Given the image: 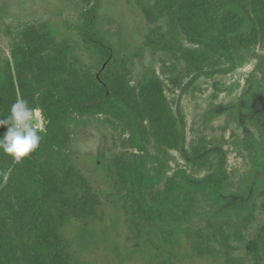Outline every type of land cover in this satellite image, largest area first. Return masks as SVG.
<instances>
[{
    "label": "trees",
    "instance_id": "16d2710c",
    "mask_svg": "<svg viewBox=\"0 0 264 264\" xmlns=\"http://www.w3.org/2000/svg\"><path fill=\"white\" fill-rule=\"evenodd\" d=\"M135 1L145 22L164 18L174 34L195 46L182 53L195 77L233 71L245 63V51L264 41V0H154L151 6ZM83 2L88 7L87 0ZM86 16L81 39L96 56L98 75L73 66L68 42L58 40L46 24L23 32L22 43L12 50V63L0 69V116L9 115L11 105L22 98L42 109L48 121L41 147L29 159L16 164L0 154V171L9 173L7 181L0 177V264H80L62 230L72 219L98 216L100 200L68 151L69 126H76L85 117L108 116L127 129L126 142L134 153L119 173L127 181L138 211L150 222L147 235L166 239L159 226L171 214L175 216L172 222L178 224L173 236L180 238L184 230L180 222L188 216L194 195L209 190L210 204L216 208L226 194L220 185L221 173L195 180L184 171L168 177L163 189L152 193L160 180L147 166V145L153 138L159 147L182 151L184 117L170 107L155 72L147 70L135 87L129 84L120 53L103 38L92 35L94 12L89 10ZM158 35L147 33L145 46L165 47ZM223 61L227 68L221 67ZM257 92L252 88L245 92L239 120L244 150L257 169L247 175L246 183L264 199V115L250 107ZM247 123L259 131L258 136ZM5 131L0 128V136ZM211 154L196 149L191 159L201 166ZM219 156L222 159V154ZM216 170H220L218 166ZM221 230L218 226L219 234ZM261 231L245 241L254 264L264 258V226ZM217 235L215 231L214 237ZM147 243L153 244L151 240Z\"/></svg>",
    "mask_w": 264,
    "mask_h": 264
},
{
    "label": "rangeland",
    "instance_id": "374dc122",
    "mask_svg": "<svg viewBox=\"0 0 264 264\" xmlns=\"http://www.w3.org/2000/svg\"><path fill=\"white\" fill-rule=\"evenodd\" d=\"M138 1L151 6L154 0ZM87 2L88 7L83 0H0V69L12 63V50L22 43L23 32L46 24L58 40L68 42L73 66L98 75L96 56L81 39L86 12L93 11L91 33L120 53L129 84L135 87L147 70L155 72L170 107L185 120L182 151L159 147L153 138L147 145V166L160 180L152 193L161 191L168 177L184 171L195 180L221 173L219 183L226 194L216 208L210 204L209 190L194 195L188 216L180 222L184 229L180 238L173 236L178 224L172 222L175 216L171 214L159 226L166 239L147 235L150 222L138 211L127 181L119 173L134 153L126 142L127 129L108 116L85 117L69 126L68 151L100 205L96 218L72 219L62 230L73 257L80 264H254L245 241L262 233L264 199L246 183L247 175L257 169L244 150L239 113L242 97L252 88L258 92L250 107L264 115V41L245 51V63L233 71L195 77L182 55L195 46L174 34L166 19L145 22L135 0ZM151 31L160 34L157 38L164 39L166 48L145 46V36ZM221 67L227 68L228 63L223 61ZM247 127L258 136L251 123ZM196 149L211 151L206 164L193 162L191 154ZM148 240L159 248L155 250ZM258 264H264V258Z\"/></svg>",
    "mask_w": 264,
    "mask_h": 264
},
{
    "label": "clouds",
    "instance_id": "9594fccd",
    "mask_svg": "<svg viewBox=\"0 0 264 264\" xmlns=\"http://www.w3.org/2000/svg\"><path fill=\"white\" fill-rule=\"evenodd\" d=\"M47 123L42 109L18 98L11 105L9 115L0 116V128L6 129L0 136V154L11 158L13 163H23L41 147ZM0 177L7 181L9 173L0 171Z\"/></svg>",
    "mask_w": 264,
    "mask_h": 264
}]
</instances>
